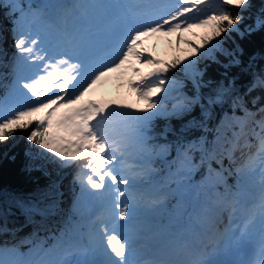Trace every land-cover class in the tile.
<instances>
[{
	"label": "snow or ice",
	"instance_id": "obj_1",
	"mask_svg": "<svg viewBox=\"0 0 264 264\" xmlns=\"http://www.w3.org/2000/svg\"><path fill=\"white\" fill-rule=\"evenodd\" d=\"M214 2L217 4L214 14L198 15L195 18L188 14L194 10L197 13L201 12V6L206 0H174L172 4L152 5L158 8V11L141 22L138 27L128 29L113 50V59L109 62L93 58L92 52L83 43H75L71 50L62 53L50 52L46 41L38 34H33L30 28L24 27L22 22H18L14 45L17 57L13 69L16 78L13 80L12 91L27 103L23 106H12L7 103V97L0 100V142L8 141L17 131L31 128L27 140L50 153L61 167H71L76 161H86L82 168L87 170L84 172L87 185L99 193L101 198L109 197L111 201L110 215L113 221L111 230L107 224L100 228L105 259L99 261L90 259L89 249L81 247L70 249L65 257L55 264H264V103L251 110L239 100L235 103L242 109L243 115L234 122L231 137L218 142L220 155L226 156L230 163H235L237 152L246 157L245 162L236 169L237 176L257 175L260 179L261 195L257 207L261 233L252 257L238 262L218 259L234 248L246 246L251 239V229L257 218L256 211L250 210L246 219L237 222L235 213L239 201L235 197L238 196V192L232 193L231 187H226L218 205L222 206L221 214L228 212V221L222 229L219 225L223 221H217L195 259L182 262L132 259L134 240L130 234L132 225L129 222L135 215L138 198L144 195L137 185V177L142 178L154 171L151 167L154 158L163 157L167 150L165 145L150 143L152 138L149 135V122L153 117L162 114L163 99L154 100L153 97L162 92L171 93L172 88L166 89L165 85L175 82L169 80L166 74L181 63L176 60L171 65H166L150 55L145 57L139 49L143 38L156 34L166 36L192 28L210 26L212 35L203 41V44H209L211 40L230 29L236 31L234 25L242 19L240 11L248 7L249 0ZM71 7L69 6L70 9ZM233 9L240 11L233 12ZM182 17L184 19H181ZM177 43H180V38L177 39ZM193 50L194 53H200V48ZM133 59L150 68L146 73L133 68L132 71L140 76V82L134 85L129 82V86L137 93L138 100L142 101L145 107L114 102L98 105L92 101L80 105L85 95L96 85L109 74L120 72ZM191 63L185 67H190ZM90 64L96 66L90 69ZM33 66L35 71L31 77L20 74L21 67ZM256 87L264 88V79L253 84V88ZM54 89L58 92H54ZM49 93L53 95L49 96ZM190 103L186 99L179 100L173 105L174 113L185 111ZM133 111L140 115H133ZM41 112L45 113L43 117H39ZM34 117L37 119H33ZM125 121H134L138 125L140 159L143 161L140 165L142 171L132 174H121L122 170L116 167L125 165L127 144L123 137L116 133L117 126ZM209 155L215 158L216 150L213 149ZM182 163L187 166L189 172L195 167L186 155ZM127 167L130 172L131 166ZM219 175L223 176L222 173ZM222 182L226 184V180ZM228 194L233 196L231 207L227 206ZM119 221L124 223L120 224ZM14 251L0 249V264H53L43 259L9 261L4 258L9 252Z\"/></svg>",
	"mask_w": 264,
	"mask_h": 264
},
{
	"label": "rangeland",
	"instance_id": "obj_2",
	"mask_svg": "<svg viewBox=\"0 0 264 264\" xmlns=\"http://www.w3.org/2000/svg\"><path fill=\"white\" fill-rule=\"evenodd\" d=\"M18 0H0V5L4 2L14 3ZM26 2H32L33 0H25ZM59 3H62L64 0H54ZM94 2L95 0H80L82 4ZM46 3V2H45ZM39 5H44L43 2H39ZM204 8L207 7L213 8L215 5H217L214 0H206V3L204 4ZM52 6V5H51ZM50 5H48V8H51ZM79 6V3H76V7ZM91 11L93 10L92 5H90ZM13 9H15V5L12 6ZM48 8L44 9V17H35L33 12L27 13L26 11H22L19 15L18 21L22 22L24 27L30 28L33 32V34H38L42 40L46 41V46L48 47L50 52V48L53 50H56L54 47L52 38L49 36V39L46 40V37L50 34L42 33V30L39 28H42L45 25H49L50 27L53 26V22H56L54 14H51L48 12ZM46 12V13H45ZM202 12V11H201ZM205 13V11H203ZM35 13V10H34ZM208 14V12H206ZM201 15V13H198ZM79 21V20H78ZM48 22V23H47ZM260 23V19L257 20V24ZM61 28H63L62 24H59ZM53 29V27H52ZM194 31H203L206 30V35L212 34V28L210 26L208 27H200V28H194ZM64 32V31H63ZM193 32V31H192ZM15 33H17V28L15 26H4L2 25L0 27V61L3 60L4 57H7L8 59H5V62L2 63V65H6V70L8 71L7 74L14 72L13 67L16 63V57H17V50L14 47V49H11V52L7 51L9 50V38H11ZM64 35L66 33L64 32ZM180 38L184 42L185 39H190L192 41H196L197 36L194 37L188 33H172L170 35H153L150 39L146 40L145 43L141 46L139 51L143 53L145 57L148 56L149 51L155 52L159 58L162 60L163 64H167L168 61L173 58L175 55H179L181 65L183 67V71L187 72L189 70H193L195 67V64L198 60V56L201 57L200 53H204V55H208L213 48H216L220 45V37H216L214 40H211V46L207 44L200 43L199 41H196L199 44L200 53H194V48H192V57L190 59H186L184 47L181 46L180 43H177V39ZM209 38V37H208ZM6 43V44H4ZM177 47V50H180V54H177L176 48L172 49V46ZM203 46L201 47V45ZM213 45H216V47H213ZM190 49V48H188ZM131 60L129 65L130 68L126 69L128 65H126L123 69H121L118 73H111L107 78L112 79L111 86H108L106 82L103 80L100 85L105 86L103 89L108 93H114L115 95H118L116 100H101V101H94L96 104H112L113 102L115 104H128L130 102L129 97L126 94H131L134 97V101H132L134 107L143 108L145 107V104L142 101H139L137 98V93L133 90L132 87L129 86V82H127L128 73L132 70V65L138 64L141 62H137ZM194 62V63H191ZM39 63V62H38ZM191 63L190 67H185V65H188ZM35 68L33 67H21L20 68V74L24 77H31V75L34 74ZM143 73V72H141ZM171 81H174L172 85H175V87L179 88V95L181 99H186L187 101H190L188 108L179 113H174L173 110V101L177 98V96L173 95L171 96L167 101L161 100V113L157 116H165V117H173V116H180L184 113H187L192 109L193 100L186 97L184 95V86L185 83L181 79H175V78H168ZM2 80L7 81L11 85H6L12 87L13 85V77L11 79H5V76L2 77ZM140 82V76L136 75L134 80L131 81V83L134 85L136 83ZM114 90L112 91V89ZM54 92H58L57 89H54ZM53 95V93H49V96ZM7 97V103L12 106H23L27 103L22 97H19L18 95L13 94L12 96L10 94H2L0 100H4V98ZM80 106V105H78ZM61 111H64L61 109ZM45 115L44 112H41L39 114V117H43ZM133 115H140L139 113H136L133 111ZM243 115V113H242ZM33 119H37V117H34ZM232 120H230L228 117H225L220 126L218 131V136L216 137V140L212 142L209 153L213 152V149L216 150V156L220 155V149H219V141H223L225 138L231 137V133L229 132L230 126H233ZM136 125L137 123L134 121H125L119 124L116 128V133L123 137L125 143L127 144L126 148V157L128 159H135L138 162L143 163V161L140 159V144L139 139L136 134ZM35 127V124L33 125ZM31 131V128L28 130L20 131L18 134H14L8 141H3V144L6 145L8 143L9 145L14 144L15 142H18L23 135H25V139H27V135ZM167 146V150L164 153L163 157H156L154 158V161L151 165V167L154 169V171H151L148 175L141 177H137V180L143 185L142 181H153L151 178L154 176H157L159 171L161 170L160 167H162V170H164V175L168 174V178L165 180V182L170 183L172 181H176L177 183V190L175 192H166L160 190V185H162L161 176L158 175L157 180L155 183H152L150 185L151 193L150 198L147 196L141 197V204L140 207L136 205V210L141 209L140 215L136 217L134 222H129L132 225V230H134V234L138 235L144 239L147 240L149 245L152 248H155L157 245L152 243V239L148 237L147 234L143 236L142 231L140 229L135 230L136 228H143L146 222V219L149 215H158V211L155 207H153L154 204H164L169 203L173 201L176 209H175V215L172 218L167 219L165 222H162L160 225H164V228L162 229L165 233V239L168 236V228L171 225L172 222L178 221L179 219H186V221L189 223L191 227L194 225H197L198 229H204L202 225V218L200 215L201 209L203 208H211L213 213L215 214L214 220H219L221 216V205H218V201L222 199V194L225 193L226 187H231L232 193L238 192V196H236L237 199H241V197L244 195V188L246 189V185H252L251 180H245L243 179L244 183L239 186V188L232 187L230 185H227L226 187L222 188V190L217 191L216 187L220 182L225 180V176L222 177L219 175L221 174L220 171L214 169L211 165L209 167L205 166L203 168V163L194 162L191 161V156L187 155L188 159L191 161L192 164L195 165V167L191 168L190 172L187 168V166L182 163L184 158L179 152H174L173 148L169 146L168 144H161ZM28 152L30 156V166L32 168L39 167L46 171L52 178H62L64 176V172L70 171L69 174H66L60 183V188L62 191L61 196V206L58 208L57 212L58 214L62 215L66 208L70 207L69 210V221L70 224L67 226L66 235L67 237L60 238L59 244L56 245L52 249H46L41 245H36L31 248L30 251L22 254L19 251L9 252L4 258L11 261V260H22V261H37L43 259L44 261H50L55 264V262L60 261L65 257V254L70 249L75 248H81V247H88L89 249V258L97 260L98 257L97 254L103 253V239L100 234V228L102 225L106 224L105 220L110 215V198L109 197H100V194L96 196L95 198L89 199L88 203L85 199L91 194V189L87 183H86V177L84 175V172H86V169L82 168L84 160L76 161L72 164L71 167H61L59 163L55 162L54 158L51 156L50 153H47L45 150L40 149L36 145H29L28 146ZM176 155V157H179V164L176 165L175 168L169 167L167 164L163 163V160L167 158L171 154ZM208 153V161L213 162L215 161V158H212ZM158 163V165H157ZM127 162H125V165ZM212 164V163H211ZM125 165H119L118 169L124 170L123 167ZM236 169V168H235ZM204 170V173L200 175V178L198 180H192V177L195 173H202ZM234 172L235 170H231ZM141 171H133L132 173H137ZM131 173V174H132ZM257 176V175H255ZM82 178V181L78 186L74 185L75 181L80 178ZM239 177V176H238ZM224 186V185H223ZM124 187V186H121ZM142 190V189H141ZM242 190V191H241ZM143 191V190H142ZM241 192V193H240ZM76 194V201H72L71 198ZM164 196L163 200H155L154 197H160ZM250 197V193H248V197L244 199L245 201H248ZM233 196L231 194L227 195V201L231 204V199ZM102 200L104 202L103 206L105 207V211L102 213L100 218L95 221L93 219V214L91 213L93 209V201L94 200ZM204 199L205 205L200 206L199 200ZM67 200V201H66ZM34 208L37 207V204L34 203ZM229 205V204H228ZM227 205V206H228ZM215 206H218L219 209L216 210ZM135 210V214H136ZM131 211V210H130ZM58 216V215H57ZM32 225H26V227L19 233L20 236L18 237V242H26L28 239H30L33 236V232H35L39 227L36 222H32ZM133 223H136L137 226H134ZM108 225V224H107ZM206 236L204 235V232L201 231L200 235H197L195 239L199 242L204 240ZM7 239L6 241H3ZM95 239L97 242H95ZM164 239V240H165ZM9 242V243H15L16 241L12 238L11 235H3L0 237V242ZM1 242V243H3ZM163 243V242H162ZM72 244H75V248H73ZM0 249H6V250H12L7 245L5 248H3V244H1Z\"/></svg>",
	"mask_w": 264,
	"mask_h": 264
},
{
	"label": "trees",
	"instance_id": "obj_3",
	"mask_svg": "<svg viewBox=\"0 0 264 264\" xmlns=\"http://www.w3.org/2000/svg\"><path fill=\"white\" fill-rule=\"evenodd\" d=\"M10 5H0V27L16 24L13 16L8 14ZM240 15L242 19L234 25L237 30L222 33L223 47L213 57L203 60L201 57L197 61L200 99L181 116L155 120L149 129L151 144L166 141L175 149L188 151L194 160L204 162L217 124L227 115L235 116L241 109L235 102L239 100L253 110L264 103V88H253V84L264 79V0H249L247 9L240 11ZM15 39L9 38L7 53L13 49ZM179 70L180 63L172 74L176 76ZM189 86V93L195 94L196 88ZM24 137L11 145L0 142V234L10 230L18 232L35 220L43 224V218L34 212V203L46 209L56 208L61 203L57 179L30 166L28 146L33 144ZM218 159L217 164L226 167L224 157ZM57 220L58 224L50 232L53 239L65 232L62 225H66L68 218ZM48 235L49 232L38 229L31 239L39 242L43 236L47 240L45 246H49L53 242L46 238ZM28 247L20 243L15 245L21 251Z\"/></svg>",
	"mask_w": 264,
	"mask_h": 264
},
{
	"label": "bare ground",
	"instance_id": "obj_4",
	"mask_svg": "<svg viewBox=\"0 0 264 264\" xmlns=\"http://www.w3.org/2000/svg\"><path fill=\"white\" fill-rule=\"evenodd\" d=\"M216 7H217V5L214 6V9H216ZM68 8H69V6H66V5L61 6V12H62L63 19H67L69 17V13L67 12ZM47 30H48V27H44L42 29V33H47ZM205 31L206 30H203V31L202 30L201 31L198 30L196 32L193 31V32H191V34H193L194 37L197 36V38H196L197 40L196 41H199L200 43H203V41L205 39H207L208 37H210L212 35V34L211 35H206ZM196 41H192V40H190L188 38L185 39L184 42L182 40H180L181 46L184 47V52H185V57L186 58L190 59L192 57V52H191L192 48H199V44ZM207 45L211 46V42L209 44H207ZM188 48H190V49H188ZM178 51L180 52V50H178ZM142 71L146 73V72L150 71V69L143 65ZM15 78H16V74H13V79H15ZM106 81L107 82H111V79L110 78L106 79ZM165 88L166 89L167 88H172L171 93L165 94L164 92H162L158 96L153 97V99H161V98H163L164 100H168L170 96L175 95V96H177V99L173 103V105L178 103L179 100H181V97L179 95L180 94L179 93V88L175 87V85H172V84H166ZM6 91H7L8 94L13 95L12 88H7ZM91 92H89L88 94L85 95L84 99L82 100L81 105H86L88 101H92V102L99 101V98L93 97ZM106 96H107V99H108L109 95H106ZM153 111H156V110H153ZM245 159H246V157L243 156L241 158L242 162H245ZM85 163H86V161L83 164H85ZM129 165L131 166V171L129 172V169L126 166V173L127 174H131L133 168H137V166L140 167V164H137L135 161H130ZM164 186L165 185H162L161 188H163ZM255 186H258L259 189H260V180H258V183L255 184ZM97 195H98V193L95 190H92L91 191V195L87 199H85L86 202L88 203L89 199L94 198ZM245 196H247V195L245 194ZM75 197H76V194L74 196H72V199L75 198ZM162 198H164V196H162ZM201 212L203 213V215H202V225L204 227H206L207 229H212V227L214 225V222H215V221H213L215 214L213 213L212 209L204 208L203 210H201ZM225 215H226V212L223 215L222 220L223 219L225 220ZM220 228L222 229L223 225H221ZM173 232H174V229H170V233H173ZM200 233H201V229L198 230V235H200ZM142 243H144V239L140 238V236H136L134 238L133 248L139 246V248L142 249V252H144L145 254H154L157 258H161V257H163L165 255L171 254L172 249L174 248V246L172 244V241L170 239H168L164 243V245H161V246H159L157 248H154V249L150 248L148 244L141 245ZM0 246H1V242H0ZM72 246H73V248H75L76 245L72 244ZM136 250H138V248H136ZM183 251H184V246H182L180 248V253H183ZM141 261H147V256L141 258Z\"/></svg>",
	"mask_w": 264,
	"mask_h": 264
}]
</instances>
